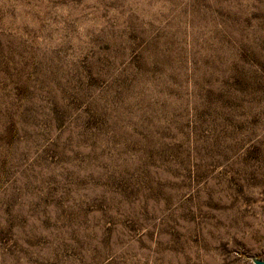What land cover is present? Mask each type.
Masks as SVG:
<instances>
[{
	"label": "rangeland",
	"instance_id": "rangeland-1",
	"mask_svg": "<svg viewBox=\"0 0 264 264\" xmlns=\"http://www.w3.org/2000/svg\"><path fill=\"white\" fill-rule=\"evenodd\" d=\"M264 259V0H0V264Z\"/></svg>",
	"mask_w": 264,
	"mask_h": 264
},
{
	"label": "water",
	"instance_id": "water-1",
	"mask_svg": "<svg viewBox=\"0 0 264 264\" xmlns=\"http://www.w3.org/2000/svg\"><path fill=\"white\" fill-rule=\"evenodd\" d=\"M250 260L253 264H264V259H260L255 256H251Z\"/></svg>",
	"mask_w": 264,
	"mask_h": 264
}]
</instances>
